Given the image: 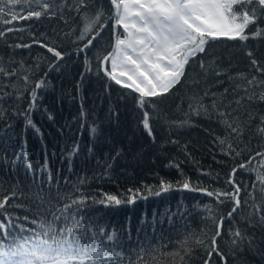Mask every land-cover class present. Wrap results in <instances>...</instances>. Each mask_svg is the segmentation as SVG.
I'll use <instances>...</instances> for the list:
<instances>
[{
  "label": "trees",
  "instance_id": "trees-1",
  "mask_svg": "<svg viewBox=\"0 0 264 264\" xmlns=\"http://www.w3.org/2000/svg\"><path fill=\"white\" fill-rule=\"evenodd\" d=\"M48 2L21 0L17 12L41 16L8 23L6 7L0 22V264H54L39 257L57 252L81 264L82 251L84 264H224L209 260L220 219L226 264H264V11L256 6L247 41L209 39L141 108L98 64L121 34L110 0ZM33 90L35 128L25 118ZM230 177L235 212L232 199L207 195L232 193Z\"/></svg>",
  "mask_w": 264,
  "mask_h": 264
},
{
  "label": "snow or ice",
  "instance_id": "snow-or-ice-1",
  "mask_svg": "<svg viewBox=\"0 0 264 264\" xmlns=\"http://www.w3.org/2000/svg\"><path fill=\"white\" fill-rule=\"evenodd\" d=\"M20 2L21 0H0V22H4L2 17L6 7L7 12L11 14L8 23H14L18 19H30L33 16L39 18L41 16V11L32 9L28 10L27 15L17 12L15 6L19 5ZM80 2L83 3V0H80ZM110 2L116 10L115 24L123 27L126 36L123 38L117 36L114 50L109 52L107 56L99 57L98 64L100 69L117 85L133 89L136 93H139V106L141 108L144 105L145 97L163 95L180 81L189 59L195 57L198 53H204L205 45L209 39L226 38L247 41L250 37L245 35L246 29L250 24H255L259 18L256 14V6L264 11V0H110ZM42 8L44 11L49 9L48 0H44ZM98 20L99 16L93 23ZM103 27V25L100 26L99 31L96 33L97 36L103 30ZM13 30V28H8V31ZM87 31L88 27L86 26L85 32ZM2 34L0 32V35ZM251 35L252 37L259 36L261 30L257 29ZM92 39H95V36ZM92 39L88 40L84 46L85 48L92 44ZM29 46L25 45V47ZM41 46L46 47L47 51L53 53L58 59L63 58L61 53L54 48L47 45ZM109 61L111 64L110 70L107 67ZM85 64H88L87 59ZM252 64L254 67L257 66L255 60L252 61ZM200 66L201 68L204 67L202 61ZM2 71L3 68L0 67V72ZM11 75H15V73H11ZM25 81H27V77H25ZM249 83H252V81H249ZM43 84L44 81L41 80L35 87L39 89ZM36 100L37 93L33 90L30 94L29 108L25 113L27 124L33 128H35V125L28 118V114L35 108ZM49 118L51 119V116ZM142 123L151 135L147 112L143 114ZM232 131L236 132L237 129L233 128ZM91 132L95 133L96 129H91ZM256 155L264 157V153H257ZM240 167L244 168L245 165L242 164ZM236 171V169H233L231 176H234ZM229 183L232 184L234 189L232 193L214 194L213 192H207V195H216L217 199L220 196L232 199L234 202L232 212H235L240 206V186L231 177ZM183 187L188 189V183H185ZM163 190L167 191L168 189L163 188ZM159 194L158 192L157 195ZM109 199L114 200L117 204L120 203L114 196L109 197ZM77 203H82V201H73V204ZM2 206L0 205V207ZM232 212L229 213V217H231ZM261 219L264 220V216ZM222 226L223 219H220L216 223V233L209 251V260L211 255L215 253L226 264L223 254L216 245V237L221 235ZM234 235L239 237L240 232L236 231ZM112 239L113 236H108L109 241ZM63 251L66 252L67 249H63ZM188 251L191 250L188 249ZM85 255H88V253L82 251L81 264H84ZM104 255V251L91 253V257H103ZM73 258L69 256L67 259L61 260L59 259V252L55 257L45 255L39 257L41 261L51 259L54 264H69V261ZM205 264H208V261Z\"/></svg>",
  "mask_w": 264,
  "mask_h": 264
},
{
  "label": "rangeland",
  "instance_id": "rangeland-1",
  "mask_svg": "<svg viewBox=\"0 0 264 264\" xmlns=\"http://www.w3.org/2000/svg\"><path fill=\"white\" fill-rule=\"evenodd\" d=\"M115 16H116V13H115ZM118 31H121V32H120V33H121V34H120V35H121L120 37H122V36H124V35H125V33H124V30L122 29V27H121V26H120V27L118 26ZM26 237H27V236H25V235H24V237H23V238H25V239H26ZM26 241H28V239H26Z\"/></svg>",
  "mask_w": 264,
  "mask_h": 264
},
{
  "label": "bare ground",
  "instance_id": "bare-ground-1",
  "mask_svg": "<svg viewBox=\"0 0 264 264\" xmlns=\"http://www.w3.org/2000/svg\"><path fill=\"white\" fill-rule=\"evenodd\" d=\"M122 27V26H121ZM122 29H123V27H122ZM124 30V29H123ZM125 33V32H124ZM119 36H121V35H119ZM124 36H126V33H125V35ZM124 36H122L121 38H123ZM108 64H109V69L111 68V64H110V61L108 62ZM125 82H127V81H125Z\"/></svg>",
  "mask_w": 264,
  "mask_h": 264
}]
</instances>
